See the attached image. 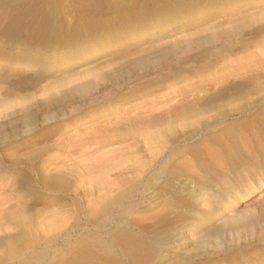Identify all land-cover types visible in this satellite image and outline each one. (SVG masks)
<instances>
[{"label": "rangeland", "instance_id": "rangeland-1", "mask_svg": "<svg viewBox=\"0 0 264 264\" xmlns=\"http://www.w3.org/2000/svg\"><path fill=\"white\" fill-rule=\"evenodd\" d=\"M263 48L264 0H0V264L83 248L143 264L119 233L148 205L174 222L151 264H264L263 144L248 132L264 90L225 78ZM153 105L211 116L182 130ZM153 124L172 150L149 174Z\"/></svg>", "mask_w": 264, "mask_h": 264}, {"label": "bare ground", "instance_id": "bare-ground-1", "mask_svg": "<svg viewBox=\"0 0 264 264\" xmlns=\"http://www.w3.org/2000/svg\"><path fill=\"white\" fill-rule=\"evenodd\" d=\"M232 61H235L236 64L233 62V64L228 67L227 75L225 77L226 79L228 78V80H230L231 77H235V78H240V80H245L249 85H253V88L250 91L251 93L261 92L262 90H264V48L263 49H259L257 51H253V52L247 53V54H244L241 57H239V58H237L235 60H232ZM261 94H262V92H261ZM247 106H249V105H247ZM226 107H228L227 110H235L236 111V110L240 109V108H238V105L237 106H235V105H227ZM240 107H244V106L242 105ZM248 109H249L248 107H246V109H241L242 110L241 112L243 113L244 111H247ZM158 111L159 112L160 111H162V112L165 111V112H168V113L172 112V114L173 113H179L181 115L180 117L182 119L184 118V119L187 120V121H185V123H183V121L181 120L182 121V124H181L182 130H186L185 129V125L191 119H194V122H196V126H197V125L201 124V121H202L201 119L203 117L204 118H208V117L211 116V115L206 116V112L204 111V109H202L201 106H197V105H186V106L183 105V106H180V107L177 106V105H164V106H162V105L161 106L153 105L147 110V113L158 112ZM223 111H225V110H223ZM258 117L259 118L257 119V121H254L251 124V127H250L248 132H252L253 134L257 133V135H258L257 137H258L259 141H262V144H263L262 145L263 147L261 148V151L264 153V143H263V141H264V109L259 111ZM260 120H261V122H260ZM160 124L165 125V124H163L161 122H160ZM244 124H246V123H244ZM259 125L261 126V130L258 127ZM189 126H191V125L189 124ZM231 126H232L231 124L228 125L227 126V130L232 129ZM147 131H149V133H147V135H146V147H147V151L149 153V157H148V159H146V163H145L146 168L145 169L150 174L151 173V169L154 166V165L152 166V164L157 162V161H159L161 159V156L164 157V155L168 152V150H172V149H169V144L171 142L170 141L171 139L168 140V137L170 136L171 133L168 134L169 129L164 128V129L160 130L159 129V125H154V124H153V128L148 127ZM172 134H173V132H172ZM172 134H171V137H172ZM182 134L185 135L186 132H183ZM252 140H253V138H252ZM153 141L157 144V147H160L159 148V152L156 155L150 153ZM254 145H255V143H254ZM252 149L255 150L256 148L252 147ZM254 158H256V157H254ZM159 162L157 164H159ZM263 164H264V159L262 158V160H256V162H254L251 167H254L255 169L260 168V170L257 169V171H259V172H256V175L261 178V184L264 185V173H262L263 170L261 168V166ZM253 183H255V185H257V183L255 181ZM251 192H253V188L249 186V188H247V191L244 194L245 197L250 195ZM244 195H242V197ZM149 202H151V201H149ZM203 203L205 205H208L207 204V199L204 200ZM103 205H104V202H103ZM105 205H106V202H105ZM105 207L106 206H104L101 210L99 208H93L92 211H91V216L92 217H90V218L92 219L94 216L96 217L99 214H101V212L104 210ZM150 210H151V206L148 205L146 210H145L146 213L142 217L137 218L133 222L132 221H127L126 226H124L120 230L119 236L122 239L121 242L123 243L124 246H126L127 248H129L130 250H132L135 253V254H131L130 255V254L126 253V251L124 250L122 258L123 257H130V258L134 257L135 258L137 256V254H138V255H140L143 258L145 264H151L155 260V258H157V249H159L161 251V246L159 248H155L153 243L154 244L155 243L158 244V242H156L157 240H159V239L162 240L163 239L165 241V239H167V234H168L169 230H171L172 227H174V222L171 221V216H172L173 213H171L170 211L154 212L153 210H151V211H153L152 212L153 214L152 213L150 214V213H148V212H151ZM246 219H247V217L246 218L244 217L243 219H239L238 221L244 222ZM142 221L145 222L144 227H142V224H143ZM209 221H211V219ZM133 226H135L137 228L136 229L137 230L136 233H134L130 229ZM204 226L205 227H202L203 229L208 227V225H204ZM155 228H157V229L153 232V230ZM222 229H220L219 232ZM136 234H140V236H136ZM203 235H205V234H203ZM226 236H227V234H226ZM205 237L202 239V241H200V238H199V241L204 244L203 246H205V241H206ZM219 242H222V241H219ZM193 244H194V242H193ZM84 246L86 247V245H84ZM156 247H158V246H156ZM38 256H39L38 254H34L32 256V258H36ZM144 262H143V264H144ZM20 264H26V261L25 262L22 261V262H20ZM65 264H122V263H121L120 260H118V258H116L112 254V250H110V249H107V251L105 253L96 254L94 252L89 251L87 248H83L80 251L77 250L76 252L72 251V249H68V251L65 254Z\"/></svg>", "mask_w": 264, "mask_h": 264}]
</instances>
